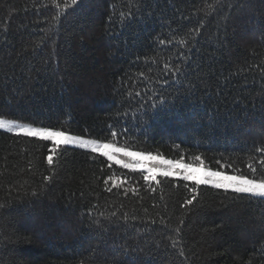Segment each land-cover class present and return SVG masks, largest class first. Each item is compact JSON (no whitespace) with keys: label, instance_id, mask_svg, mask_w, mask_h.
Returning <instances> with one entry per match:
<instances>
[{"label":"trees","instance_id":"1","mask_svg":"<svg viewBox=\"0 0 264 264\" xmlns=\"http://www.w3.org/2000/svg\"><path fill=\"white\" fill-rule=\"evenodd\" d=\"M212 3L83 0L56 24L47 0H0V116L98 140L116 131L133 150L250 174L264 144V0L206 15ZM129 7L136 19L122 23ZM161 94L169 107L155 114ZM50 148L0 130V264H264V198L201 184L185 205L193 181H145L65 145L49 165Z\"/></svg>","mask_w":264,"mask_h":264},{"label":"snow or ice","instance_id":"2","mask_svg":"<svg viewBox=\"0 0 264 264\" xmlns=\"http://www.w3.org/2000/svg\"><path fill=\"white\" fill-rule=\"evenodd\" d=\"M47 3L53 5L57 10L53 16V21L59 24L62 17H64L69 10L75 11L82 3L83 0H47ZM131 4H135V0H130ZM222 5V0H213L212 4L206 5L207 14H211L216 11L217 6ZM138 7V5L136 6ZM136 7H129L127 13L121 12L120 17L122 23H130L136 19ZM200 28H194L190 30L186 36L187 39H180L181 45L187 46L192 40L195 39V34L199 33ZM175 37H173V40ZM172 43L169 41H160L163 43ZM183 55V54H181ZM155 59V58H153ZM151 70V69H150ZM181 66L175 65L169 61L163 64V71L170 75H175L181 72ZM139 77H142L144 81L150 80L144 72H140ZM162 83L167 84L168 81L164 80ZM131 95V93H129ZM146 94V93H145ZM136 96H140V92L135 93ZM144 106L141 105V108ZM150 108L155 110V114H159L161 111L166 110L169 107V103L166 97L162 94L159 100L149 105ZM140 112V109H137ZM141 115L146 113L141 112ZM0 129H7L9 132L23 133L31 137H38L42 140L51 142V148L49 149V155L47 156V163L52 165L54 162V156L57 154L61 145H78L81 148L91 149L93 153H97L107 158L109 162H115L121 165L125 169H141L145 175L143 179L145 181H157V173L164 177L182 176L185 181H193L194 186L189 189L192 193L190 199H185V205H192L197 199V188L203 185H212L215 188L223 189L226 192L231 190L234 193L245 194L251 198H264V144H261L255 149L260 155L259 164L262 167H257L253 163L248 164L250 174H229L226 171L213 170L208 167L201 156L196 155L192 157L191 163L185 162L184 155H180L177 159H167L160 154H154L152 152L134 151L125 141L120 144L117 140L118 135L116 131H112L111 139L98 140L89 139L80 135H73L70 132L57 127H34L32 124L21 123L17 120L6 119L0 116ZM179 148V145L176 146ZM219 164L220 162L217 161ZM222 167L231 168L232 165H223ZM203 170L202 176H197L196 172ZM239 169H233V173H239ZM52 177L45 176V181L50 180ZM107 180H113V177H108ZM107 180L105 181L107 183ZM116 181L113 180V183ZM159 181H157L158 183ZM135 191V189H133ZM36 194L35 192L33 193ZM2 207V205H0ZM103 215V213H101ZM115 216V213L112 214ZM125 219L127 216L125 215ZM183 223V220H181ZM180 228L177 227L175 232L180 234ZM178 240L173 238L172 245L176 246ZM125 251V255H127ZM184 255L183 250L179 253ZM123 264V262H121Z\"/></svg>","mask_w":264,"mask_h":264},{"label":"rangeland","instance_id":"3","mask_svg":"<svg viewBox=\"0 0 264 264\" xmlns=\"http://www.w3.org/2000/svg\"><path fill=\"white\" fill-rule=\"evenodd\" d=\"M2 117L6 118V119H13V118H9V117H6V116H2ZM13 120H17V121H19V122H21V123H25V124H30V123H26V122H23V121L18 120V119H13ZM32 125H33V124H32ZM33 126H34V127H42V126H36V125H33ZM0 130H2V131H6V132H9L7 129H0ZM10 133L26 135V134H23V133H16V132H10ZM73 135H75V134H73ZM84 137H85V138H89V139H94V138H90V137H86V136H84ZM65 146L81 148V147H79L78 145H65ZM81 149H85V148H81ZM87 150H91V149H87ZM134 151H137V150H134ZM163 157H164V156H163ZM164 158H166V157H164ZM167 159H170V158H167ZM113 163H115V162L113 161ZM133 170H139V171L144 172V171L141 170V169H133ZM213 170H214V169H213ZM196 175H197V176H202V175H203V170H198V171L196 172ZM160 176H162V175H160L159 173H157V177H160ZM172 177H174V178H182V179H183L182 176H172ZM209 186H212V185H209Z\"/></svg>","mask_w":264,"mask_h":264}]
</instances>
